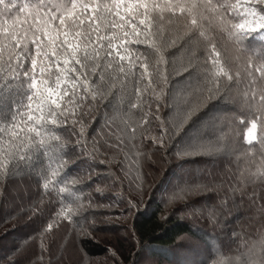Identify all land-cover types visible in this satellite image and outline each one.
Segmentation results:
<instances>
[{
	"label": "snow or ice",
	"instance_id": "1",
	"mask_svg": "<svg viewBox=\"0 0 264 264\" xmlns=\"http://www.w3.org/2000/svg\"><path fill=\"white\" fill-rule=\"evenodd\" d=\"M252 34L264 39V0H35L31 6L0 0V193L5 178L22 174L43 176L44 189L54 186L64 170L69 134L76 138V158L111 164L105 159L109 150L138 147L132 143L137 127L155 122L158 134L143 139L165 147L191 124L192 139L177 146L175 157L216 156L226 147L221 121L214 120L216 135L192 134L193 129L210 103L229 100V89L241 85L246 116L237 119L252 147L244 153L249 164L240 179L264 183V61L244 57L242 79L222 59L219 46L230 41L239 60ZM189 45L195 46L185 57L166 55ZM105 100L113 113L112 139L89 150V110ZM134 115L138 122L129 124ZM141 181L142 176L132 182L138 191ZM195 189L216 190L210 179L186 180L177 198ZM58 191L74 198L55 212L48 229L61 218L71 222L87 207L70 188ZM213 264H264V232L259 245L246 242L236 255H221Z\"/></svg>",
	"mask_w": 264,
	"mask_h": 264
},
{
	"label": "trees",
	"instance_id": "2",
	"mask_svg": "<svg viewBox=\"0 0 264 264\" xmlns=\"http://www.w3.org/2000/svg\"><path fill=\"white\" fill-rule=\"evenodd\" d=\"M16 3L18 6H31L35 0H16ZM24 15L20 13L21 19ZM194 46L189 45V50L183 53L173 48L166 55L177 53L182 57L188 55ZM219 46L222 55L234 56L232 60L238 64L241 78H244V57H250L256 64L264 61V39L257 34L245 40L239 60L230 41L221 40ZM222 59L227 62L225 57L222 56ZM260 86L264 87V84ZM152 103L155 105L156 101ZM107 104L105 100L89 110L85 129L89 150L93 143L98 145L112 139L113 113ZM238 110L234 105L231 108L230 104L212 103L200 113L204 121L196 127L212 128L216 119L211 117L214 112ZM161 114H165L164 109ZM235 120L227 125L222 122L227 129L226 136L235 133L234 137H241V146L247 150L252 146L243 140L246 130L243 127L242 133L238 131L243 124L237 117ZM133 122H138L135 115L129 124ZM142 127H137L140 138L137 140L138 147H135L137 154L133 158L127 156L124 148L109 150L105 154V159L111 160V164L88 163L75 157L72 145L76 138L69 134L64 170L56 178L54 186L44 189L45 178L38 174L5 178L0 193V231L5 230L0 235V264H76L78 261L81 264H142L145 255L158 264H212L221 255H236L237 249L242 250L246 242H260V233L264 232V183L245 184L240 179L241 169H246L249 164L243 148L240 147L243 155L238 160L234 155L228 156V163L221 162L217 155L180 160L174 153L178 145L186 142L189 131L160 147L151 139H143L144 135L158 134L156 123ZM206 130L201 133L209 136L218 134V130ZM253 152H258V146ZM219 164H227L231 170L224 172L227 178L223 173L214 172ZM114 175L121 180L114 181ZM138 176H142L143 181L139 191L132 183ZM209 179L215 191L195 189L190 195L181 194L177 198L178 188L171 187L186 180L195 184L197 180L208 183ZM59 187L70 188L80 203L87 207L72 217L71 222L61 218L58 224L48 229L55 212L74 198L68 193H59ZM170 199L173 202L169 204ZM129 201L136 207H129ZM36 205L38 207L33 213ZM233 211H237V216H230ZM29 214L31 219H27ZM85 217L88 219L85 220ZM197 250L199 252L195 254ZM70 253L75 255V261Z\"/></svg>",
	"mask_w": 264,
	"mask_h": 264
},
{
	"label": "rangeland",
	"instance_id": "3",
	"mask_svg": "<svg viewBox=\"0 0 264 264\" xmlns=\"http://www.w3.org/2000/svg\"><path fill=\"white\" fill-rule=\"evenodd\" d=\"M185 56H187V55H184V56H182V57H185ZM223 56V58L225 57V59H227V64H229V65H231V67H232V70H233V72H235V71H239V66H238V64H235L234 63V60H232V58L234 57L233 55H227V53H226V55H222ZM232 60V61H231ZM241 73V72H240ZM176 79H183V77H177ZM243 79V78H242ZM173 83H175V80H174V82ZM243 85H241V86H239V87H236V88H231V89H229V100H227V101H224V100H216V101H214V102H212V103H218V104H220V105H223V104H230L231 105V108L233 107V105L236 107V108H238L239 110H238V112H232V111H226L225 113L222 111V113H216V112H214L212 115H211V117H215L216 119H218V118H221V120H222V122H223V124L224 125H227V123H233V122H236L237 120H235V117H240V116H246V113L244 112V111H242V109H241V98H242V95H243ZM212 103H210L209 105H208V107H210V105H212ZM155 107V105H153V108ZM207 107V108H208ZM206 108V109H207ZM214 118V119H215ZM211 122H213V121H211ZM221 122V123H222ZM190 126H191V124H189L188 126H186L185 127V129H184V131H182L181 133L182 134H184L185 132H188V128H190ZM202 125H199V126H197V127H195L196 128V130L194 131V132H192V134H195V133H200L201 134V131L202 130H204V131H207L206 129H208V130H213V131H217V128H215L214 126H212V128L211 127H208V128H206V129H204V128H202L201 127ZM224 127V126H223ZM242 128H238V126H237V128H238V131L240 130L241 131V133H242V131H243V127H244V125L243 126H241ZM140 129L141 128H143V127H139ZM224 128H226V126L224 127ZM245 128V127H244ZM197 131V132H196ZM143 133H144V131H143ZM180 133V134H181ZM203 133H205V132H203ZM126 135V138H127V134H125ZM179 135V134H178ZM234 135H235V133L231 136V134H228V136H226L225 137V140H224V143H225V145H226V147L224 148V150L223 151H221L216 157H218V159L221 161V162H227V160H226V158L228 157V156H230V157H232V155H234L235 156V158L238 160L239 159V157H241L242 155H243V153H244V151H241V148H243L242 146H241V143H242V141H240L239 139L241 138V137H238V135H237V137H234ZM243 135V134H242ZM140 138V133H139V129H137V132H136V139L135 140H133L132 141V143L133 144H136V145H139V143H137V140ZM192 139V136H191V133L190 132H188L187 133V136H186V142L185 143H187V142H189L190 140ZM243 140H244V142H245V137L243 138ZM246 143V142H245ZM247 144V143H246ZM241 147V148H240ZM244 149V148H243ZM245 151H246V149H244ZM126 154H127V156H129V157H131V158H133V156H136V154H137V151L135 150V148H132V147H126ZM247 158V157H246ZM228 163V162H227ZM220 165V166H219ZM218 166H217V168H219V169H214V172L216 173V174H221V173H223L224 174V178H227V176L225 175V171L227 172V171H231V170H229L227 167V164H219ZM223 165V166H222ZM132 166H134V163H133V165H130L129 166V168L130 169H132ZM135 168V167H134ZM135 169H137V168H135ZM139 177V176H138ZM170 181H172V179L170 178ZM141 183H143V181H141ZM191 184H193L192 182H191ZM182 186H184V183H181L180 185H179V183H174V185H171V187H173V188H180V187H182ZM172 195H174V194H172ZM175 195H177V192H176V194ZM174 198V196H172L171 197V199H173ZM171 199H170V201H171ZM173 201H171V202H169V204L170 203H172ZM116 210V209H115ZM245 210V209H244ZM258 212L259 211H257L256 213H255V215H257L258 214ZM236 213H237V211H233V213H229L230 214V216L231 217H233L234 215H236ZM222 215H225V216H227L226 215V213H221ZM237 216V215H236ZM5 233V230H3V231H0V235H3ZM14 242H18L17 240H15ZM66 242H64V244H65ZM259 242H253V241H251V244H257V245H259L258 244ZM67 244V243H66ZM19 245V244H18ZM4 247V246H3ZM8 247V246H7ZM192 247H194V246H192ZM58 250V249H57ZM256 251H257V254H259L260 253V248L259 247H257V249H256ZM51 252H52V254L53 253H55V251H54V247H52L51 248ZM57 252V251H56ZM188 252H190V251H188ZM199 252V250H197L196 252H195V254L196 253H198ZM70 256L72 257L73 256V258H72V260L73 261H75L76 259V257H75V255L73 254V253H70ZM146 256H147V258H146ZM216 259H218L217 257H216ZM215 259V260H216ZM212 260H213V258H212ZM214 260V261H215ZM67 261V260H66ZM54 263H56V262H54ZM82 262L81 261H78L76 264H81ZM212 263V262H211ZM5 264H7V263H5ZM142 264H158L157 263V261H155V260H152V259H149V256L148 255H145V257H144V259L142 260ZM213 264V263H212Z\"/></svg>",
	"mask_w": 264,
	"mask_h": 264
}]
</instances>
